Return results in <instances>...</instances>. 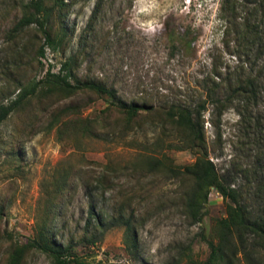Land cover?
<instances>
[{"label": "rangeland", "instance_id": "374dc122", "mask_svg": "<svg viewBox=\"0 0 264 264\" xmlns=\"http://www.w3.org/2000/svg\"><path fill=\"white\" fill-rule=\"evenodd\" d=\"M65 1L66 42L59 51L46 49L38 64L35 52L44 39L36 26L10 35L22 0H0V101L13 98L19 82L40 79L48 65L57 72L69 57L80 78L114 88L125 102L156 105L192 101L202 76L214 68L225 76L256 75L257 100L248 106L235 100L220 117L209 105L204 131L209 160L220 173L229 170L236 187L247 183L241 169L264 174V55H256L264 45V28L248 37L238 56L235 35L223 34L220 27V0ZM107 103L91 92L39 94L0 125V264L13 244L33 236L43 218L58 242L73 246L81 264H170L187 246L194 258H207L203 236L213 239L216 220L225 215L223 198L211 189L202 221L193 222L183 205L189 180L149 171L144 161L168 157L182 166L195 155L177 148L179 134L163 124L160 114L147 113L122 131L119 115L101 113ZM65 106H72L71 116H101L100 136L58 138L48 124ZM106 164L114 170H103ZM64 176L67 187L58 192L55 183ZM124 202L139 216L137 263L123 244V227L85 228L91 204L109 216ZM22 264L53 263L32 250ZM238 264L247 262L241 258Z\"/></svg>", "mask_w": 264, "mask_h": 264}, {"label": "trees", "instance_id": "16d2710c", "mask_svg": "<svg viewBox=\"0 0 264 264\" xmlns=\"http://www.w3.org/2000/svg\"><path fill=\"white\" fill-rule=\"evenodd\" d=\"M20 5L21 17L12 27L10 35L17 36L35 25L44 39L35 52L36 60L41 64L46 49L59 51L66 42L68 27L64 10L68 4L65 0H22ZM97 7L92 12L91 20L96 16ZM218 18L223 34L235 35L237 55L240 56L248 37L255 38L258 28H264V0H220ZM256 55L257 58L264 55V45L257 49ZM73 62L74 58L69 57L60 64L57 72H53L52 66L48 65L40 79L26 84L19 82L15 96L6 102L0 101V125L39 94L69 97L79 92H91L105 97L108 103L101 113L105 118L113 113L119 115L122 131L139 124V119L147 113L160 114L163 124L170 125L179 134L180 144L177 148L190 151L195 155V160L181 166L174 164L168 157L162 160L150 158L148 162L147 159L144 161L146 169L148 165L149 171L162 170L189 180L190 187L183 195V205L193 222L202 221L211 189L221 195L225 205V215L216 220L213 239L203 236L210 249L207 258H194L190 246H187L170 264H238L241 258L247 264H264V174L241 169L247 177V183L236 187L231 172L226 170L220 173L209 160L204 131V113L209 105L213 107V113L220 117L235 100L242 106L255 102L260 91L258 77L251 74L225 76L214 68L202 76L199 93L192 101L175 99L156 105L147 101L121 100L114 88L97 80L80 78L74 71ZM71 113L72 106H65L52 115L49 129H54L58 138L78 134L93 138L100 136L101 116H71ZM102 169L114 170L110 164ZM102 173L100 176L105 178L106 174ZM249 173L252 174V180ZM68 176L56 181L58 192L67 187ZM254 181L256 185L252 191ZM129 205V202H124L113 214L105 216L101 209L91 204L85 228L88 231L93 227H123V244L132 261L137 263L136 223L139 216L134 209H129ZM49 223L48 218L38 220L33 236L25 242L13 244L5 264H22L32 250L50 256L53 264H81L71 244L64 245L54 238Z\"/></svg>", "mask_w": 264, "mask_h": 264}]
</instances>
